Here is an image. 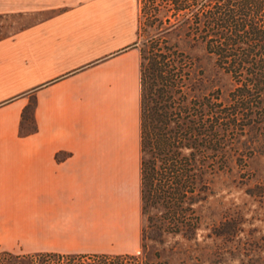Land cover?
Instances as JSON below:
<instances>
[{"label": "crops", "instance_id": "0c3cea01", "mask_svg": "<svg viewBox=\"0 0 264 264\" xmlns=\"http://www.w3.org/2000/svg\"><path fill=\"white\" fill-rule=\"evenodd\" d=\"M0 17L21 22L0 36V253H137V0H0Z\"/></svg>", "mask_w": 264, "mask_h": 264}, {"label": "trees", "instance_id": "16d2710c", "mask_svg": "<svg viewBox=\"0 0 264 264\" xmlns=\"http://www.w3.org/2000/svg\"><path fill=\"white\" fill-rule=\"evenodd\" d=\"M148 4L170 10L169 15L155 16L154 22L182 30L201 43L232 84L225 102L217 91L195 97L188 89L191 62L182 52L156 45L146 56L140 55L141 215L160 207L171 228L178 230L189 225L188 205L202 176L223 169L225 147L248 129L264 131V0H151ZM32 256L62 257L47 253L25 257ZM64 257H90L96 264H122L125 259L140 264L131 255Z\"/></svg>", "mask_w": 264, "mask_h": 264}, {"label": "rangeland", "instance_id": "374dc122", "mask_svg": "<svg viewBox=\"0 0 264 264\" xmlns=\"http://www.w3.org/2000/svg\"><path fill=\"white\" fill-rule=\"evenodd\" d=\"M147 1L151 0H137L139 55L146 56L156 45L175 48L191 62L189 93L196 97L217 91L225 102L232 87L229 77L215 66L201 43L187 38L182 30L157 25L154 17L171 11L154 8ZM18 21V17H0V36ZM223 159V169L202 176L188 205L189 225L174 230L162 208L145 211L140 247L131 255L140 264H264V131L248 129L225 147ZM14 257L0 255V264L97 263L90 257Z\"/></svg>", "mask_w": 264, "mask_h": 264}]
</instances>
